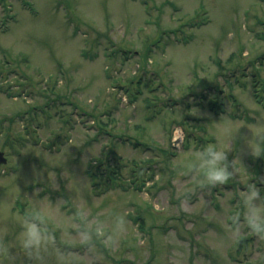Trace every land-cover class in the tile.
Returning <instances> with one entry per match:
<instances>
[{
  "label": "rangeland",
  "instance_id": "obj_1",
  "mask_svg": "<svg viewBox=\"0 0 264 264\" xmlns=\"http://www.w3.org/2000/svg\"><path fill=\"white\" fill-rule=\"evenodd\" d=\"M140 76L130 102L116 87ZM256 92L264 102V0H0V264H40L17 239L29 198L61 203L42 264L57 248L75 264H264V240L228 219L245 184L264 196ZM217 142L238 173L201 188L184 162ZM81 204L125 214L114 246L75 238Z\"/></svg>",
  "mask_w": 264,
  "mask_h": 264
},
{
  "label": "clouds",
  "instance_id": "obj_2",
  "mask_svg": "<svg viewBox=\"0 0 264 264\" xmlns=\"http://www.w3.org/2000/svg\"><path fill=\"white\" fill-rule=\"evenodd\" d=\"M224 119L225 117L222 118ZM233 127L235 126L228 121L221 126V132L230 136ZM248 128L254 134L253 140L250 141L252 154L259 157L264 154V147H262L264 120L249 125ZM183 170L185 175L198 179L201 188L226 185L238 173L236 160L229 162L228 151L219 142L209 143L192 153L185 160ZM245 189L239 194L241 210L228 218L229 228L233 235L239 236L243 225L251 234L264 240V196H261V190L254 183L245 184ZM29 200L31 206L20 217L21 231L17 239L27 258L42 264V253L49 248H55L56 235L51 224L54 221V209H59L61 203L58 201L53 205L47 198L40 200L29 198ZM69 220L77 225L75 238L85 246L88 252L94 251L97 241L106 247L114 246L119 237L126 232L128 225V220L123 213L114 214L105 220L99 215L90 216V209L84 204L75 208ZM9 255L6 243L0 239V256L8 257ZM74 255L57 248V264H75Z\"/></svg>",
  "mask_w": 264,
  "mask_h": 264
},
{
  "label": "trees",
  "instance_id": "obj_3",
  "mask_svg": "<svg viewBox=\"0 0 264 264\" xmlns=\"http://www.w3.org/2000/svg\"><path fill=\"white\" fill-rule=\"evenodd\" d=\"M151 49L149 48L148 49V51H150ZM146 57V60H147V57H148V54L145 56ZM220 62V61H219ZM220 64V63H219ZM238 66L236 65V69H238L237 68ZM137 78H139V79H137ZM137 78H135V79H131L130 80V82L129 81H126V80H124L125 81V84H121V83H119V89H121V90H125V92L129 95V98H130V101L131 102H135L136 101V98L138 97V94H140L141 92H142V89H140V88H138L137 90H138V94H137V92L136 93H134L133 91H130L131 90V88H128L129 86L128 85H130L131 87L133 86V85H141L142 83H143V77L142 76H140V77H137ZM133 82L135 83V84H133ZM138 87H140V86H138ZM59 98H61V96H59ZM257 98H259L261 101L263 100V98H262V93L260 94V93H258V95H257ZM151 106H153V103H149ZM154 106H156V105H154ZM149 108H151V107H149ZM36 111H39V109L38 110H36ZM100 123V122H99ZM101 125H102V127H101V129L102 130H106V129H104L106 126H107V124H103V123H101ZM135 145H137V143H134ZM91 176V175H90ZM92 177V176H91Z\"/></svg>",
  "mask_w": 264,
  "mask_h": 264
},
{
  "label": "water",
  "instance_id": "obj_4",
  "mask_svg": "<svg viewBox=\"0 0 264 264\" xmlns=\"http://www.w3.org/2000/svg\"><path fill=\"white\" fill-rule=\"evenodd\" d=\"M3 155H4V153L3 152H0V162L1 163H6L7 160L5 159V157Z\"/></svg>",
  "mask_w": 264,
  "mask_h": 264
},
{
  "label": "bare ground",
  "instance_id": "obj_5",
  "mask_svg": "<svg viewBox=\"0 0 264 264\" xmlns=\"http://www.w3.org/2000/svg\"><path fill=\"white\" fill-rule=\"evenodd\" d=\"M176 138H179V137L176 136Z\"/></svg>",
  "mask_w": 264,
  "mask_h": 264
}]
</instances>
